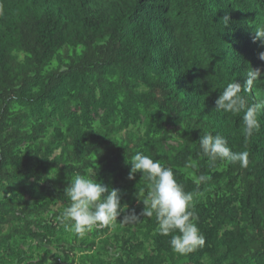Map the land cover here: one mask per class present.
Returning <instances> with one entry per match:
<instances>
[{
	"label": "trees",
	"instance_id": "16d2710c",
	"mask_svg": "<svg viewBox=\"0 0 264 264\" xmlns=\"http://www.w3.org/2000/svg\"><path fill=\"white\" fill-rule=\"evenodd\" d=\"M260 26L264 0H0V264H264V111L245 142L243 113L215 105L264 71ZM245 96L264 103V79ZM209 132L247 151L248 167L210 163ZM137 152L197 194L203 247L176 253L155 216L120 223L150 191L142 173L129 179ZM90 167L125 212L77 235L56 216Z\"/></svg>",
	"mask_w": 264,
	"mask_h": 264
},
{
	"label": "clouds",
	"instance_id": "9594fccd",
	"mask_svg": "<svg viewBox=\"0 0 264 264\" xmlns=\"http://www.w3.org/2000/svg\"><path fill=\"white\" fill-rule=\"evenodd\" d=\"M224 20L228 21L227 18ZM256 41H260L264 46V26L254 29L253 42ZM259 59L264 61V51L259 53ZM259 79H264V71L251 67L243 85L237 81L229 83L215 101L216 110L233 115L243 113L245 142L261 127L259 116L264 111V103L249 104L245 96ZM199 145L210 163L219 160L238 163L241 168H247L249 165V153L233 151L227 139L220 134L203 133ZM128 163L129 179H134L136 173H142V177L149 183L150 191L141 200L145 207L140 215L133 211L124 215L120 223L137 222L140 216H155L158 231L161 235L171 236L170 245L176 253L184 255L203 247L205 236L197 225L198 217L193 210L197 194L185 191L184 186L177 181L173 169L149 155L137 152ZM196 167L197 162L190 157L185 168ZM50 177L51 173L45 179H51ZM96 177L97 168L91 167L83 173L72 175L64 195L70 203L56 216V221L65 230L83 235L93 228L114 225L121 213L125 212L120 191L109 188ZM210 179V176L199 175L194 182L199 186ZM40 183H44V180Z\"/></svg>",
	"mask_w": 264,
	"mask_h": 264
},
{
	"label": "rangeland",
	"instance_id": "374dc122",
	"mask_svg": "<svg viewBox=\"0 0 264 264\" xmlns=\"http://www.w3.org/2000/svg\"><path fill=\"white\" fill-rule=\"evenodd\" d=\"M50 263H53V261H51Z\"/></svg>",
	"mask_w": 264,
	"mask_h": 264
}]
</instances>
